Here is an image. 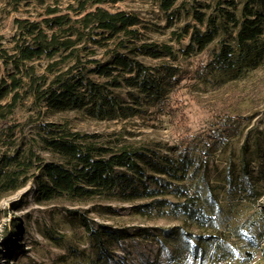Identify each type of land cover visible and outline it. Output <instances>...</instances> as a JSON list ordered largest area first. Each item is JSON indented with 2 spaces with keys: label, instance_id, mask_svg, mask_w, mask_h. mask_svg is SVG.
Here are the masks:
<instances>
[{
  "label": "trees",
  "instance_id": "16d2710c",
  "mask_svg": "<svg viewBox=\"0 0 264 264\" xmlns=\"http://www.w3.org/2000/svg\"><path fill=\"white\" fill-rule=\"evenodd\" d=\"M123 1L1 0L6 12L23 7L26 15L13 18L7 45L0 35V199L30 183L40 204L58 198L130 202L133 214L144 219L172 214L181 223L170 234L200 257L202 248L189 239L186 226L207 231L216 212L187 180L192 170L205 173L208 158L239 132L242 121H220L196 146L189 140L162 146L131 139L134 132L125 123L154 120L157 112L172 117L169 95L185 79L257 67L264 58V0H151L162 24L117 6ZM165 31L167 39L152 37ZM186 37L184 48L171 42ZM188 56H198L190 77L180 59ZM24 101L32 112L20 117ZM67 111L89 120H119L121 126L102 134L44 118ZM65 208L90 235L99 257L124 237L149 236L143 227L93 225L88 208ZM260 209L264 214V202ZM11 227L9 238H17L16 221ZM192 235L199 243L215 237Z\"/></svg>",
  "mask_w": 264,
  "mask_h": 264
},
{
  "label": "rangeland",
  "instance_id": "374dc122",
  "mask_svg": "<svg viewBox=\"0 0 264 264\" xmlns=\"http://www.w3.org/2000/svg\"><path fill=\"white\" fill-rule=\"evenodd\" d=\"M117 6L164 22L151 0H125ZM25 15L23 7L6 12L0 0V35H4V45L12 35L13 18ZM152 37L167 39L169 32ZM171 42L176 49L184 48L187 37ZM196 58H180L189 77L196 73ZM2 74L0 68V79ZM179 85L169 95L172 117L157 112L154 120L133 118L125 123V128L134 132L131 139L154 141L162 146L189 140L196 146L220 121L230 117L242 121L239 132L208 158L205 173L192 170L187 180L192 189L199 190L201 203L216 212L213 226L207 231L195 224L186 226L191 233L189 239L202 248L200 257L198 252L192 255L180 238L170 234L181 223V217L166 214L144 219L133 214L130 202L76 203L58 198L40 204L34 200L33 186L27 183L0 199V264H264V214L260 209L264 202V58L257 67L244 68L243 72H219L202 80L188 78ZM28 103L24 101L18 108L20 117L32 112ZM44 118L66 120L73 129L102 134L121 126L119 120H89L77 111L48 113ZM73 206L88 208L87 216L93 225L110 224L130 231L143 227L149 236L124 237L108 245V256L99 257L90 235L67 213L65 207ZM13 221L18 224L17 238H9ZM164 228L168 234H164ZM193 232H209L215 237L199 243ZM4 246L7 255L3 254Z\"/></svg>",
  "mask_w": 264,
  "mask_h": 264
}]
</instances>
